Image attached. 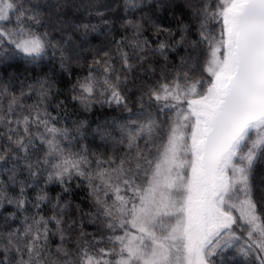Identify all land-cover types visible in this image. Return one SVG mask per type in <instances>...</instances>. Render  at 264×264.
Instances as JSON below:
<instances>
[{"label":"snow or ice","instance_id":"snow-or-ice-1","mask_svg":"<svg viewBox=\"0 0 264 264\" xmlns=\"http://www.w3.org/2000/svg\"><path fill=\"white\" fill-rule=\"evenodd\" d=\"M0 264H264V0H0Z\"/></svg>","mask_w":264,"mask_h":264}]
</instances>
